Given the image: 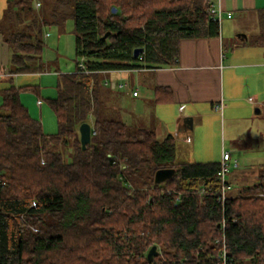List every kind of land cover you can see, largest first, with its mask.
<instances>
[{
	"label": "trees",
	"instance_id": "obj_1",
	"mask_svg": "<svg viewBox=\"0 0 264 264\" xmlns=\"http://www.w3.org/2000/svg\"><path fill=\"white\" fill-rule=\"evenodd\" d=\"M7 1L25 10L34 0ZM61 1L74 5L78 61L48 99L58 131L46 133L22 102L21 90L33 86L0 91V264H223L224 252L226 264H264V167L256 182L220 202L221 162L177 163L173 135L159 138L101 112L114 96L100 73L172 67L182 39L220 35L210 2ZM260 26L254 41L264 45V11ZM12 35L13 72H32L27 61L44 42ZM136 48H143L138 58ZM84 122L92 126L86 149ZM166 168L175 174L157 184ZM154 244L164 257L149 261Z\"/></svg>",
	"mask_w": 264,
	"mask_h": 264
},
{
	"label": "crops",
	"instance_id": "obj_2",
	"mask_svg": "<svg viewBox=\"0 0 264 264\" xmlns=\"http://www.w3.org/2000/svg\"><path fill=\"white\" fill-rule=\"evenodd\" d=\"M207 1L212 7L221 8L223 11L221 33L214 37L182 39L178 64L158 69L134 68L100 73L105 75V78L100 77V80L106 91L120 93L124 88L132 90V94L127 96L136 105L133 112L141 113L142 105H139V101L152 100V112L157 123L151 129L155 130L159 138H165L170 134L175 137L176 160L178 141L197 150L201 143L204 144L206 134H210L211 137L213 132H216V137L222 134L224 141L227 138L235 153H249L259 148L258 146L264 149V123L253 113L254 109L256 112L259 110L257 113H262L264 108V51L263 45L254 41L261 32L260 15L264 11V0ZM9 11L8 1L0 0V86H2L0 91L15 84L17 87L33 86L31 91H35L38 96L45 95L44 79L49 78V81L55 84V76L59 80L63 72L57 70L56 75L51 74L52 71L49 66L46 69L42 56L28 59L34 61L38 58V64L31 65L35 68L32 72H13V49L7 41L6 33V26L9 25L6 18ZM250 25L254 26V31L246 28ZM236 32H240L239 38L242 43H235L233 33ZM226 37L229 43L234 45L232 48L234 53L230 56L226 53ZM134 73L139 77L142 75L146 81L149 90L147 96H142L141 89L133 84L130 74ZM110 74L117 76L111 77ZM23 75H27L26 77L35 75L39 83L36 81L22 83L27 81ZM25 91L30 90H21V99ZM134 91H138V95H134ZM0 95L2 100V94ZM121 100L122 96H119L117 99L119 105ZM36 102L39 111L33 102L27 107L31 115L40 120L45 131V110L40 97ZM221 103L223 109H217ZM185 118H192V124L189 121L184 122ZM183 148L186 151L185 147ZM211 162L217 161L203 162L201 159H195L181 163ZM238 164L235 168L239 167ZM263 167L264 161H259L242 170H235L232 177L240 182L246 178L256 179L254 181L256 182ZM227 183L230 188L228 180Z\"/></svg>",
	"mask_w": 264,
	"mask_h": 264
},
{
	"label": "rangeland",
	"instance_id": "obj_3",
	"mask_svg": "<svg viewBox=\"0 0 264 264\" xmlns=\"http://www.w3.org/2000/svg\"><path fill=\"white\" fill-rule=\"evenodd\" d=\"M25 10L18 7L10 8L6 18V21L9 23V25L6 26L7 37L12 38V34L23 32L31 35L32 38L30 39L32 41L36 36L39 37L44 42L43 53L40 56H42V60L43 63H45L44 65H46V69L47 66H49L52 71L51 74L53 75H56L55 71L57 70L63 73L74 72L78 59L76 57L75 47L73 3L63 2L61 0H34ZM246 28L249 31H254V26L250 25ZM239 33H233L235 43L243 42L239 38ZM233 47L234 45H231L229 43L228 37H226V53L229 56L234 53L232 50ZM37 59L34 61L28 60L27 62L29 65H36L38 64ZM23 76L26 77L27 75ZM110 76L114 77L117 75L110 74ZM130 76H132L131 79L133 84L137 85L141 89L142 96H147L149 94V90L146 86V81L144 80L143 76L141 75V77H139V75L136 73L130 74ZM100 77L104 79L105 75L101 74ZM55 78V84H52V82L49 81V78L44 79L43 93H45V95L41 94V96H38L35 91L31 90L22 93L23 103L29 107V105H31L33 102L37 111H39V108L36 101L38 100V97H40L45 110V132L48 134H53L58 131L57 118L48 101V99L56 98L58 96V79L56 76ZM24 79H27V81L22 83H35L34 81L39 83V79L35 75H30ZM108 92L110 94V91ZM108 92L102 91L101 96L104 97V95L108 94ZM128 94H132V90L130 88H124L120 93L119 91H114L112 93V96H114L113 99L107 103L106 101H103V105H101L102 116L124 119L125 121H128L134 125L153 128L157 123V119L152 112V100L147 99L143 102L139 101V105H142V109L141 113H136L133 112L135 111L136 105L133 100L127 96ZM119 96H122V100L119 102L120 105L117 103ZM1 105L2 100L0 95V112H4V109L1 107ZM130 112L131 114L128 115ZM137 112H140V110H137ZM253 113L264 123V108L262 113H257L256 109L253 110ZM215 133L216 132H213L211 137H209L210 134L207 133L205 139H203L204 144L202 145L201 143L197 150L193 149L190 145H182L180 141H178V156L177 160L175 159V161L181 163L183 161L190 162L195 161V159H201L203 162H222L223 152L226 151L230 153L232 155V161L230 165V171L226 176V179L230 183V188H228L227 195H236L243 190V187L253 184L256 179L252 180V178H246L240 182L232 177V173L235 170H242L254 163H258L259 161L263 162L264 149L261 148L262 146H258L259 148H256L249 153H244L241 151V153H235V150H233L232 146L230 145V141L227 138L226 141H224L222 134L216 137ZM183 147H185L186 151H184ZM235 162L239 163V167L235 168ZM160 248L161 247L158 246V250L160 251L159 255L162 259L164 256L162 255Z\"/></svg>",
	"mask_w": 264,
	"mask_h": 264
},
{
	"label": "water",
	"instance_id": "obj_4",
	"mask_svg": "<svg viewBox=\"0 0 264 264\" xmlns=\"http://www.w3.org/2000/svg\"><path fill=\"white\" fill-rule=\"evenodd\" d=\"M113 11L116 12L117 9L113 8ZM109 35L107 33L104 37L106 38ZM244 37H247L245 34H243ZM143 51V48H136L134 50V57L138 58ZM259 110H257L258 112ZM190 122L192 124V118H185L184 122ZM80 132V141L83 149H86L88 144H90L92 139V126L88 122H84L79 127ZM175 174V169L173 168H166V169H160L157 171L155 176V182L157 184L164 183L167 179L171 178ZM219 196V194H217ZM160 251L158 250V245L154 244L148 251L147 257L149 261H153L155 257L159 256Z\"/></svg>",
	"mask_w": 264,
	"mask_h": 264
},
{
	"label": "built area",
	"instance_id": "obj_5",
	"mask_svg": "<svg viewBox=\"0 0 264 264\" xmlns=\"http://www.w3.org/2000/svg\"><path fill=\"white\" fill-rule=\"evenodd\" d=\"M211 14L214 20H217L219 23L221 22L222 18H223V11L221 8H214L211 7ZM231 16V14H229V17ZM79 66L82 70H86V66H85V62L84 60H81L79 63ZM124 86V85H121ZM134 95H138V91H134L133 93ZM217 109H223V103H221ZM231 154L224 151L223 152V159L221 162V168H220V172H219V178H220V187L219 190L217 192V194H219L218 198L220 202H225L226 198H227V190H228V183H227V179L226 176L228 174V172L230 171V165H231ZM235 166H237V163L235 162ZM202 192H205V189L202 190ZM223 227H225V224L223 222L222 224ZM222 260H223V264H226V254L225 252L222 255Z\"/></svg>",
	"mask_w": 264,
	"mask_h": 264
}]
</instances>
